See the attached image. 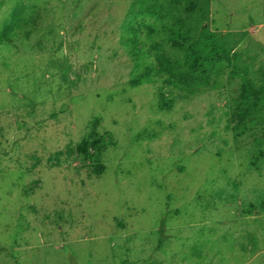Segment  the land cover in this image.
I'll return each instance as SVG.
<instances>
[{
	"label": "rangeland",
	"instance_id": "1",
	"mask_svg": "<svg viewBox=\"0 0 264 264\" xmlns=\"http://www.w3.org/2000/svg\"><path fill=\"white\" fill-rule=\"evenodd\" d=\"M0 264H264V0H0Z\"/></svg>",
	"mask_w": 264,
	"mask_h": 264
},
{
	"label": "trees",
	"instance_id": "2",
	"mask_svg": "<svg viewBox=\"0 0 264 264\" xmlns=\"http://www.w3.org/2000/svg\"><path fill=\"white\" fill-rule=\"evenodd\" d=\"M23 11H20L16 18L7 26L6 30L2 33L0 38L1 42H11L14 38L16 31L23 30L24 19L22 18ZM4 248H0V253L4 252Z\"/></svg>",
	"mask_w": 264,
	"mask_h": 264
}]
</instances>
